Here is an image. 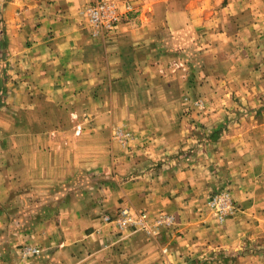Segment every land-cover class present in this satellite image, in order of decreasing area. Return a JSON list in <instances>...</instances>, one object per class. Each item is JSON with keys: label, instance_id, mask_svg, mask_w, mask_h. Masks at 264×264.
Segmentation results:
<instances>
[{"label": "crops", "instance_id": "obj_1", "mask_svg": "<svg viewBox=\"0 0 264 264\" xmlns=\"http://www.w3.org/2000/svg\"><path fill=\"white\" fill-rule=\"evenodd\" d=\"M90 1L0 0V59L11 74L7 87L3 86L8 98L0 126L10 130L18 146L12 150V167L4 164L1 169H10L6 170L12 184L37 190L74 183L85 170L119 172L120 190L109 188L104 203L115 205L124 195L135 207L156 214L152 218L163 211L172 213L174 223L180 225L176 231L183 230L192 239L141 242L140 256L130 264H264V255L244 243L247 238L264 239V209H254L257 191L264 195V149L227 151L237 200L254 203L219 228L205 226L204 215L190 209L209 197L215 182L209 168H186L177 158L172 163L174 173L160 179L159 173L142 166L148 159L165 157L166 149H155V156L153 149H141L142 162L137 163L133 156L126 160L116 156V149L58 147L57 141L72 133L74 116L87 124L85 134L96 130L98 138L104 132L102 122L120 120L117 107L128 112L137 97L138 76L143 81L153 78L149 60L159 58L167 39L174 41L188 26L196 25L198 14L212 0H117L122 12L126 4L133 10L108 40L94 36L82 14ZM128 119H133L130 114L124 121ZM54 144L58 149H46ZM125 171L130 177L121 178ZM72 214L77 233L98 227L94 213L78 209ZM69 215L67 205L61 217L70 219ZM48 227L50 220L45 222ZM74 227L72 222L64 229L72 232ZM219 252L235 258L221 259Z\"/></svg>", "mask_w": 264, "mask_h": 264}, {"label": "rangeland", "instance_id": "obj_2", "mask_svg": "<svg viewBox=\"0 0 264 264\" xmlns=\"http://www.w3.org/2000/svg\"><path fill=\"white\" fill-rule=\"evenodd\" d=\"M114 1L119 7L120 21L111 38L118 33L123 18L133 10L126 4L122 12L118 1ZM162 49L159 58H151L147 65L153 78L143 81L138 76L137 97L128 112L117 107L120 120L102 122L104 132L98 138L96 130L85 134L87 124L74 116L72 133L57 141L60 145L56 147L116 149V156H123L124 160L133 156L137 163L142 162L143 155L138 153L141 149H153L154 156L155 149H166L169 153L165 157L148 159L142 166L157 176L159 173L160 179L174 173L172 163L177 158L186 168H209L215 178L209 197L190 209L204 215L205 226L215 224L222 228L254 203L253 199L237 200L232 179L235 175L230 176L232 168L227 151L264 149V0H212L198 14L196 25L188 26L174 41L167 39ZM1 62L2 59L0 112L5 110L8 98L3 86L7 87L11 75L7 71L9 67ZM128 114L133 119L126 122ZM79 126L81 134L77 133ZM1 127L0 181L6 180L0 182V264H130L140 256L141 242L159 240L163 244L175 241L178 236L186 242L192 241L183 230L176 231L180 225L174 223L172 213L163 211L152 218L156 214L135 207L124 195L115 205L104 203L109 188L120 190L123 179L118 180L119 172L114 170H85L76 182L49 189L12 184L6 169L12 167V150L18 146L10 130ZM56 147L54 144L46 149ZM4 164L9 167L5 171L1 169ZM128 175L125 171L121 178ZM224 190L231 192L235 212L220 221L210 200ZM263 198L257 191L254 209H264L259 206L264 204ZM67 205L71 215L64 220L62 208ZM78 209L94 213L98 227L77 233L72 213ZM161 218L166 222L157 226ZM49 220L52 227L45 229ZM145 221L152 234L146 230ZM72 222V232H66L64 228ZM244 243L264 255V239L247 238ZM149 253H152L150 247ZM218 257L235 258L224 252H219Z\"/></svg>", "mask_w": 264, "mask_h": 264}, {"label": "built area", "instance_id": "obj_3", "mask_svg": "<svg viewBox=\"0 0 264 264\" xmlns=\"http://www.w3.org/2000/svg\"><path fill=\"white\" fill-rule=\"evenodd\" d=\"M130 9L131 7L128 6ZM83 14L89 20L92 33L96 37L111 38L117 32L118 23L120 21L119 7L114 0H91L83 9ZM82 127L79 126L77 133L81 134ZM211 207L215 210L216 217L220 221L226 220L235 212V203L232 194L229 190H224L216 193L210 200ZM166 221L161 218L156 222L157 226H161ZM145 228L149 234L153 231L146 224ZM37 252V249L34 250Z\"/></svg>", "mask_w": 264, "mask_h": 264}]
</instances>
